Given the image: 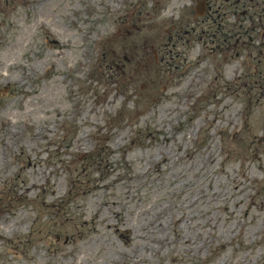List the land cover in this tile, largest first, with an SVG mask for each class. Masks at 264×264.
I'll return each mask as SVG.
<instances>
[{"label":"rangeland","instance_id":"374dc122","mask_svg":"<svg viewBox=\"0 0 264 264\" xmlns=\"http://www.w3.org/2000/svg\"><path fill=\"white\" fill-rule=\"evenodd\" d=\"M198 1L0 0V264H264V0Z\"/></svg>","mask_w":264,"mask_h":264},{"label":"bare ground","instance_id":"6f19581e","mask_svg":"<svg viewBox=\"0 0 264 264\" xmlns=\"http://www.w3.org/2000/svg\"><path fill=\"white\" fill-rule=\"evenodd\" d=\"M190 92L188 89H185L183 92H180V96L185 99V97L189 96ZM1 122V120H0ZM206 148V147H205ZM204 148V149H205ZM212 150L206 151L205 153H201L199 155L200 160L202 164L204 165H210L213 161V156L211 153ZM192 151L190 150L189 153ZM166 157L162 155L161 157L158 156L156 160V164H162L165 163ZM207 163V164H206ZM214 183H219L214 180V177L212 175H209L208 173H204V178H203V183L202 184H197L191 191V199L188 201V203H185V208L186 207H193V206H204L208 207V205L213 202L214 200H217L220 197V190H215L213 188ZM187 184V182H186ZM186 184L183 183L182 185L186 187ZM220 184V183H219ZM221 185V184H220ZM237 185H235L236 187ZM178 203L175 201L172 202V207L177 206ZM195 214L190 215V217H195ZM158 217V214H155V216L149 221L148 223H151L155 221ZM3 218V217H2ZM181 217H174L173 220L177 221L180 220ZM172 223V222H171ZM110 226V223L107 225ZM173 231L176 233L177 230L174 226Z\"/></svg>","mask_w":264,"mask_h":264},{"label":"flooded vegetation","instance_id":"af4514ba","mask_svg":"<svg viewBox=\"0 0 264 264\" xmlns=\"http://www.w3.org/2000/svg\"><path fill=\"white\" fill-rule=\"evenodd\" d=\"M224 2H229V0H223ZM232 2L234 3V4H239V3H241V0H232ZM205 3H206V5H205V8L206 9H209L210 7H209V0H205ZM243 5H245V4H243Z\"/></svg>","mask_w":264,"mask_h":264}]
</instances>
